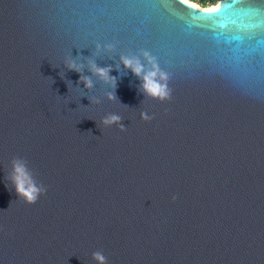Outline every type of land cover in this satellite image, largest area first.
I'll return each instance as SVG.
<instances>
[{
	"label": "water",
	"instance_id": "95a60500",
	"mask_svg": "<svg viewBox=\"0 0 264 264\" xmlns=\"http://www.w3.org/2000/svg\"><path fill=\"white\" fill-rule=\"evenodd\" d=\"M235 3L0 0V264H264V0ZM141 50L171 100L120 63ZM70 53L111 65L118 100L78 87ZM14 156L46 186L35 204L6 179Z\"/></svg>",
	"mask_w": 264,
	"mask_h": 264
},
{
	"label": "clouds",
	"instance_id": "9594fccd",
	"mask_svg": "<svg viewBox=\"0 0 264 264\" xmlns=\"http://www.w3.org/2000/svg\"><path fill=\"white\" fill-rule=\"evenodd\" d=\"M103 47L111 52L115 46L108 43ZM100 48L101 45L96 44L97 52ZM93 55H96V53H93ZM119 59L124 68L129 69L137 77L139 80L138 90L142 92L145 98L156 99L160 102L171 100L172 89L168 86L169 74L161 69L156 57L150 51L141 50L139 55L121 54ZM63 63L67 70L79 74V79L76 82L78 87L83 84V89H92L94 87L92 77L95 76L98 80L110 86L111 90L106 93L107 99L110 101L118 100L115 94L116 77L110 75L113 71L111 65L100 66L92 57L83 58V55L79 53L76 56L71 53L66 55ZM85 69L90 74H86ZM60 75L62 76L61 73ZM89 101L91 104L100 103L99 98L95 96L89 97ZM143 102L144 100L141 101V103ZM140 117L144 121H151L154 115H150L147 111H141ZM121 121L122 117L119 114L107 113L101 118L100 124L104 127L116 125L121 131H125L126 126ZM6 179L14 186L18 199L26 204H35L39 197L47 191L46 186L37 180L28 167L27 161L20 156L12 158L11 171L7 174ZM172 199L175 200L176 196L173 195ZM92 259L97 264H108L107 257L101 250L94 251Z\"/></svg>",
	"mask_w": 264,
	"mask_h": 264
},
{
	"label": "snow or ice",
	"instance_id": "6c2138e0",
	"mask_svg": "<svg viewBox=\"0 0 264 264\" xmlns=\"http://www.w3.org/2000/svg\"><path fill=\"white\" fill-rule=\"evenodd\" d=\"M181 3L187 4V0H181ZM235 0H232V2H230V0H223V6H218L216 8H212V9H205L203 11L198 10L199 12H202L204 14L207 15H213V14H217L220 13L222 10L226 9V8H233L235 7ZM249 10L259 13L261 11H264V9H256V8H248ZM195 10V9H193ZM194 18V17H193Z\"/></svg>",
	"mask_w": 264,
	"mask_h": 264
},
{
	"label": "bare ground",
	"instance_id": "6f19581e",
	"mask_svg": "<svg viewBox=\"0 0 264 264\" xmlns=\"http://www.w3.org/2000/svg\"><path fill=\"white\" fill-rule=\"evenodd\" d=\"M197 8L199 9H205V8H208V7H211L212 5H204L202 3H198V2H195L193 0H190ZM223 0H217L216 2H214L215 4H218L219 2L221 3ZM219 3V4H220ZM210 4H213V3H210ZM214 5V4H213Z\"/></svg>",
	"mask_w": 264,
	"mask_h": 264
},
{
	"label": "built area",
	"instance_id": "2783aa9c",
	"mask_svg": "<svg viewBox=\"0 0 264 264\" xmlns=\"http://www.w3.org/2000/svg\"><path fill=\"white\" fill-rule=\"evenodd\" d=\"M193 1H196L198 3L204 2V4H210L216 2L217 0H193Z\"/></svg>",
	"mask_w": 264,
	"mask_h": 264
},
{
	"label": "rangeland",
	"instance_id": "374dc122",
	"mask_svg": "<svg viewBox=\"0 0 264 264\" xmlns=\"http://www.w3.org/2000/svg\"><path fill=\"white\" fill-rule=\"evenodd\" d=\"M195 2H196V1H195ZM219 3H220V2H219ZM219 3H218V4H219ZM202 4H204V2H202ZM213 4H214V3H213ZM204 5H205V4H204Z\"/></svg>",
	"mask_w": 264,
	"mask_h": 264
},
{
	"label": "trees",
	"instance_id": "16d2710c",
	"mask_svg": "<svg viewBox=\"0 0 264 264\" xmlns=\"http://www.w3.org/2000/svg\"><path fill=\"white\" fill-rule=\"evenodd\" d=\"M215 4V3H214ZM205 5H213V4H205Z\"/></svg>",
	"mask_w": 264,
	"mask_h": 264
}]
</instances>
